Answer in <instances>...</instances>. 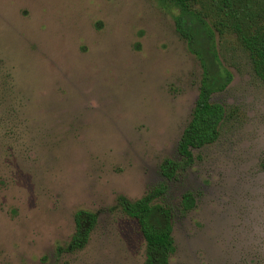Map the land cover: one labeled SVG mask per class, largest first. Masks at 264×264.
Masks as SVG:
<instances>
[{"label": "rangeland", "instance_id": "1", "mask_svg": "<svg viewBox=\"0 0 264 264\" xmlns=\"http://www.w3.org/2000/svg\"><path fill=\"white\" fill-rule=\"evenodd\" d=\"M264 33V0H242ZM167 0H0V264H144L118 198L167 182L196 207L173 218L169 264H264V82L241 33H216L233 79L219 139L171 181L162 165L198 97L201 65ZM79 211L97 215L67 250Z\"/></svg>", "mask_w": 264, "mask_h": 264}, {"label": "trees", "instance_id": "2", "mask_svg": "<svg viewBox=\"0 0 264 264\" xmlns=\"http://www.w3.org/2000/svg\"><path fill=\"white\" fill-rule=\"evenodd\" d=\"M178 9L175 16L176 31L186 41L189 51L196 56L202 76L198 97L191 118L178 142L179 159H168L162 165L166 181H171L195 163L194 151L215 143L220 137V128L226 118L223 104L214 102L213 95L224 91L232 82V73L222 64L216 48V33L227 28H236L241 33L244 46L250 53L255 72L264 82V33H246L242 13L250 8L242 0H167ZM169 186L167 182L150 189L141 198L129 200L118 198L121 210L133 218L145 241L144 264H169L176 252L173 234V218L179 213L187 215L196 207V195L187 191L177 206L164 203ZM97 215L79 211L76 214V232L68 243L67 250L82 249L89 241Z\"/></svg>", "mask_w": 264, "mask_h": 264}]
</instances>
